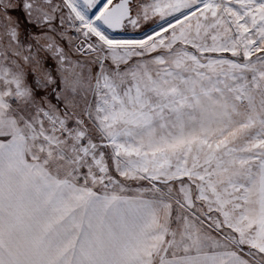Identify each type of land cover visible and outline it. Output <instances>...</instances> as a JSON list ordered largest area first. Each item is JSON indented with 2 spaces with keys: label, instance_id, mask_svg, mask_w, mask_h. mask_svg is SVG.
Listing matches in <instances>:
<instances>
[{
  "label": "snow or ice",
  "instance_id": "1",
  "mask_svg": "<svg viewBox=\"0 0 264 264\" xmlns=\"http://www.w3.org/2000/svg\"><path fill=\"white\" fill-rule=\"evenodd\" d=\"M0 264H264V0H0Z\"/></svg>",
  "mask_w": 264,
  "mask_h": 264
}]
</instances>
